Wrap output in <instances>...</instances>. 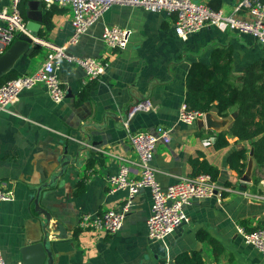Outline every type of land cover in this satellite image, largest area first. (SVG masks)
<instances>
[{
  "label": "crops",
  "instance_id": "1",
  "mask_svg": "<svg viewBox=\"0 0 264 264\" xmlns=\"http://www.w3.org/2000/svg\"><path fill=\"white\" fill-rule=\"evenodd\" d=\"M31 1L20 3L27 22L32 13ZM196 1L233 13L241 0ZM3 6H10V1H4ZM35 8L41 15L40 31L44 32L40 37L58 45L67 44L74 32L72 8L47 7L41 2ZM51 8L55 14L53 27L48 30L43 17ZM237 14L249 18L243 10ZM175 19L174 13L166 11L113 5L82 35L79 43L67 48L69 55L101 59L106 66L101 77L91 78L78 64L65 59L59 76L67 94L61 103L53 102L47 88L40 84L23 91L15 104L0 108V188L14 195L1 207L0 246L6 264L28 262L25 251L41 241L45 231L54 264H162L167 255L171 264H177L180 253L193 251L201 253L204 264H264L262 255L244 242L239 231V227L252 231L264 222V165H259L253 147L260 136L239 140L231 134L239 105L231 107L225 116L213 108L209 112L210 124H200L199 119L193 124L179 120L186 99L187 74L194 61L210 64L215 48L232 46L231 79L236 86H242L244 70L264 59V44L250 34L218 26H206L182 38L175 32ZM105 25L129 30L125 49L111 48L103 41ZM47 51L36 42L30 44L0 83L37 71ZM84 89L89 96L79 102ZM146 98L155 104L152 111L135 119L126 118L127 111ZM161 125L169 127L172 135L170 142L158 143L152 161L162 185L193 176L190 159L200 157L220 170L215 181L217 194L187 206L189 220L163 242L148 237L152 199L147 188L135 196L118 233L81 230L78 221L84 213L118 209L126 202L128 191L111 193L108 177L124 163L131 167V176L138 177V155L130 135L154 131ZM222 131L227 133L229 144L217 149L215 139ZM207 141L210 144H205ZM67 147L73 159L80 151L79 160L70 164L41 196V207L51 215L47 222L35 204V193L41 185L39 170L50 181L62 169ZM241 149L248 150L243 175L228 163V157ZM55 221L71 235L55 239ZM200 233L216 239L223 251L217 255L213 243L201 238Z\"/></svg>",
  "mask_w": 264,
  "mask_h": 264
},
{
  "label": "built area",
  "instance_id": "2",
  "mask_svg": "<svg viewBox=\"0 0 264 264\" xmlns=\"http://www.w3.org/2000/svg\"><path fill=\"white\" fill-rule=\"evenodd\" d=\"M0 0V54H3L21 33L30 34L27 20L23 16L20 3L24 0H9L10 6H3ZM47 7L60 5L71 7L73 16L71 23L73 35L65 45H58L46 38L33 37L34 42L47 48L44 63L34 73L23 74L8 79L0 85V108L15 104L23 91L44 85L50 98L55 103H61L67 94L59 70L63 60L67 59L82 67L91 78L101 77L106 70L105 63L96 57H78L69 55L68 45L79 43L83 34L94 25L98 19L113 5L125 4L139 6L151 12L174 13L176 19L174 29L177 35L187 38L206 26H218L225 30L238 31L254 36L264 44V1L241 0L233 13H225L207 3L196 0H36ZM245 11L249 18L238 16ZM103 41L111 48L125 49L129 44V30L118 25H105L102 33ZM153 106L149 98L140 100L131 109L129 117L138 111H148ZM206 113L189 109L186 104L179 111V120L193 124L204 118ZM128 127V122H125ZM172 140L171 129L158 126L156 130H142L130 135V142L138 155L140 172L138 177L131 176V167L120 166L119 171L109 175L110 192L127 190L126 202L118 209H108L102 213H84L78 221V227L83 231H92L114 235L118 233L130 211L135 196L141 189L150 190L152 205L151 214L147 219L148 237L152 241L165 239L189 220L185 208L195 200L214 197L217 185L210 174L185 176L167 186L157 178V172L152 164L158 143H168ZM210 144V141L205 142ZM13 193L0 188V216L2 204L13 200ZM260 197V196H259ZM264 199V196L262 197ZM244 242L256 248L264 258V222L252 231L239 227ZM0 264H6L0 246ZM162 264H171L167 255Z\"/></svg>",
  "mask_w": 264,
  "mask_h": 264
},
{
  "label": "trees",
  "instance_id": "3",
  "mask_svg": "<svg viewBox=\"0 0 264 264\" xmlns=\"http://www.w3.org/2000/svg\"><path fill=\"white\" fill-rule=\"evenodd\" d=\"M54 14L55 9L51 8L43 17L48 30L53 27ZM39 35L44 36V32L40 31ZM211 58L210 64L202 61H194L191 64L186 78L185 104L189 109L204 113L216 108L220 116H225L231 107L239 105L231 134L239 140L260 136L253 142V147L259 165H264V59L249 65L244 70L242 86H236L231 79L234 67L233 47L230 45L217 47L213 50ZM88 96V90H82L79 102H84ZM214 144L217 149L227 146L229 144L227 133L219 132ZM247 153V149L236 150L228 157L229 166L239 175L245 172ZM190 163L193 176L210 174L214 181L217 180L220 170L206 158L202 160L200 157L191 158ZM200 237L208 238L213 243L217 255L223 251V247L210 235L200 233ZM176 261L177 264H204L203 257L198 251L180 253Z\"/></svg>",
  "mask_w": 264,
  "mask_h": 264
},
{
  "label": "water",
  "instance_id": "4",
  "mask_svg": "<svg viewBox=\"0 0 264 264\" xmlns=\"http://www.w3.org/2000/svg\"><path fill=\"white\" fill-rule=\"evenodd\" d=\"M38 5H40L39 1L32 0L30 2L32 13L29 17L30 20L27 22V29L30 31L31 36L26 33H21L15 39L14 43L3 54L0 55V80L10 71V69L14 67L15 61L17 60L19 55L25 52L30 44L34 43L33 37H40L39 32L41 28V15H39V11H37L35 8ZM154 106L155 104H153L152 108ZM152 108L148 111H138L132 116V118L135 119L139 114L151 112ZM126 114L127 118L130 114V109L127 111ZM210 115L211 114L209 112L206 113V118H200L198 122L200 124H203L204 122L210 124ZM79 152L80 151H77L75 153V157L73 159L72 155H69V147H67L65 149L66 157L61 163L62 169L56 172L51 177L50 181H47V178L43 175V171L39 170L41 174V185L37 187L35 193V204L37 208H39L45 215L47 222L50 221L51 215L46 209L41 207V196L46 195L47 190L51 186L55 185L58 177L62 176L65 171H67V168L70 164H75L77 160H79ZM251 154L253 155V151ZM245 179H247V175ZM52 227L55 232V239H62L71 235V233L58 221H55ZM25 252L26 257L29 258V261H25V264H54L53 252L49 249V236L47 231H45L41 241L32 243Z\"/></svg>",
  "mask_w": 264,
  "mask_h": 264
}]
</instances>
